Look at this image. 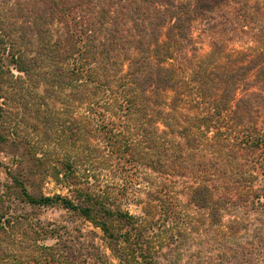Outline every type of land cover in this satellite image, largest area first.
Returning <instances> with one entry per match:
<instances>
[{
  "label": "trees",
  "instance_id": "1",
  "mask_svg": "<svg viewBox=\"0 0 264 264\" xmlns=\"http://www.w3.org/2000/svg\"><path fill=\"white\" fill-rule=\"evenodd\" d=\"M0 154V264L226 262L264 207V0H0Z\"/></svg>",
  "mask_w": 264,
  "mask_h": 264
},
{
  "label": "rangeland",
  "instance_id": "2",
  "mask_svg": "<svg viewBox=\"0 0 264 264\" xmlns=\"http://www.w3.org/2000/svg\"><path fill=\"white\" fill-rule=\"evenodd\" d=\"M201 51H207L209 49V40L206 36H203L201 38L200 43ZM28 124H33V121L29 120ZM21 130L31 132V129L27 126L21 127ZM36 133L41 136V139H44V134H47L44 141L42 150H45L49 154H53L56 151H59L56 144L54 143L56 141V132L54 133L53 129H49L47 133L43 129L37 130ZM43 142V141H42ZM0 161L6 163L8 161V157L4 154H0ZM92 170L94 172V176L98 179V183L100 184H106L109 181H111V177L106 176V170L102 168V166L95 164V168L92 167ZM4 176L2 170L0 169V177L2 178ZM255 187V186H254ZM42 190L46 194H52V193H61L65 194L66 190L65 188H62L60 183L56 180H54L51 177H47L44 179V182L42 184ZM260 191L264 194V185L261 186ZM133 195L126 198V202L123 204L124 207L128 208L131 212H138L140 210V205L137 204L136 200H143L145 199L146 195L144 193V190H138L135 191L132 190ZM250 207V205L248 206ZM193 210H190V213L192 214ZM37 216L44 220H58V221H66L69 216L68 213L63 210L62 208L58 206L48 207L44 209H40L38 211ZM244 223H245V230L246 236L245 241L241 243L243 245V248H240L239 250L233 249L234 252H230L226 254V256L229 258L226 260V262H221L220 260H217L215 257L219 254V247L209 248L206 249L204 244H199V247H195L198 249V261L202 264H264V207L261 208V210L258 212V214H254L252 211L245 210L244 211ZM230 216L228 214H225L222 221L226 222L227 219H229ZM86 228L93 229L96 233L95 241L103 252L106 254H109L108 250L105 247V243L103 241V238L101 236V233L98 229L92 228L89 223L84 222L83 223ZM256 226H258L259 230L256 229ZM202 238V240H201ZM206 237L200 236V242H202ZM194 248V247H193ZM235 248V247H234ZM192 249V248H191ZM190 249V250H191ZM243 249V250H242ZM206 258H210V263ZM192 264V263H190Z\"/></svg>",
  "mask_w": 264,
  "mask_h": 264
}]
</instances>
